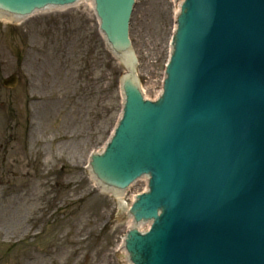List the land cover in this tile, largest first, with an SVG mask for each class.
Listing matches in <instances>:
<instances>
[{
	"label": "water",
	"instance_id": "1",
	"mask_svg": "<svg viewBox=\"0 0 264 264\" xmlns=\"http://www.w3.org/2000/svg\"><path fill=\"white\" fill-rule=\"evenodd\" d=\"M96 5L122 45L133 0ZM173 50L162 98L144 103L127 87L123 119L95 161L113 178L151 176L135 210L154 222L133 237L135 264H264V0H183Z\"/></svg>",
	"mask_w": 264,
	"mask_h": 264
},
{
	"label": "rangeland",
	"instance_id": "2",
	"mask_svg": "<svg viewBox=\"0 0 264 264\" xmlns=\"http://www.w3.org/2000/svg\"><path fill=\"white\" fill-rule=\"evenodd\" d=\"M175 8L174 0L134 6L131 51L150 100L160 91ZM95 21L83 4L0 23V264H126L119 249L124 210L95 191L87 165L118 120L126 72ZM11 76L17 82L6 88L2 81ZM28 99L30 129L23 122ZM142 188L139 181L122 201Z\"/></svg>",
	"mask_w": 264,
	"mask_h": 264
},
{
	"label": "bare ground",
	"instance_id": "3",
	"mask_svg": "<svg viewBox=\"0 0 264 264\" xmlns=\"http://www.w3.org/2000/svg\"><path fill=\"white\" fill-rule=\"evenodd\" d=\"M89 1H90V3H91V6H92V2H91V0H78V4L77 5H75V7H77L79 4L80 5H85V4H87V2H88V5L90 4L89 3ZM47 11L46 12H52L51 10H50V8L49 9H46ZM64 11H66V10H64ZM175 11H176V8H175ZM55 12V11H54ZM11 16H9L7 19H10L11 20ZM0 19H4V21L6 20V18H0ZM129 65H130V63H129ZM121 84V83H120ZM32 96H30V98H31ZM94 180V179H93ZM96 181L94 180V182H93V186H94V189H95V191H97L99 194H103L104 192H102V191H104V190H102L101 188H98V187H96L97 186V184L95 183ZM94 183H95V185H94ZM138 183V182H137ZM102 190V191H101ZM104 195V194H103ZM118 201H120L119 203L122 205V209H124L125 208V203L122 201V200H118ZM128 225H130V221H127L126 222Z\"/></svg>",
	"mask_w": 264,
	"mask_h": 264
}]
</instances>
